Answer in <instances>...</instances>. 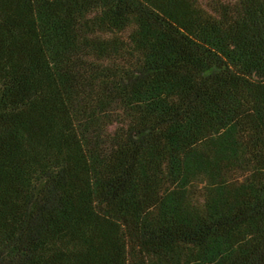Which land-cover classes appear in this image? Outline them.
Segmentation results:
<instances>
[{
    "label": "trees",
    "instance_id": "obj_1",
    "mask_svg": "<svg viewBox=\"0 0 264 264\" xmlns=\"http://www.w3.org/2000/svg\"><path fill=\"white\" fill-rule=\"evenodd\" d=\"M0 264H264V0H0Z\"/></svg>",
    "mask_w": 264,
    "mask_h": 264
}]
</instances>
